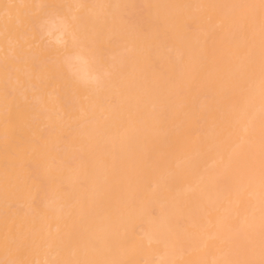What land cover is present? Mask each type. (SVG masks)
<instances>
[{
	"label": "bare ground",
	"instance_id": "1",
	"mask_svg": "<svg viewBox=\"0 0 264 264\" xmlns=\"http://www.w3.org/2000/svg\"><path fill=\"white\" fill-rule=\"evenodd\" d=\"M41 3L83 46L57 27L37 45ZM259 3L0 0V261L258 264L259 22L249 58L236 10L213 6Z\"/></svg>",
	"mask_w": 264,
	"mask_h": 264
},
{
	"label": "snow or ice",
	"instance_id": "2",
	"mask_svg": "<svg viewBox=\"0 0 264 264\" xmlns=\"http://www.w3.org/2000/svg\"><path fill=\"white\" fill-rule=\"evenodd\" d=\"M16 7L12 4L4 5V13L2 19L4 22L5 30L8 28L9 21L11 19V9ZM35 12L29 17L28 27L32 32V39L36 41L37 45L41 43L44 36H51L52 28L57 27L62 35L65 37L64 43L67 44L71 42L76 45L79 44L83 46V38L78 36L79 21L75 16L69 15L64 11L67 7L65 5H55L48 3L36 4ZM213 7L217 8H231L236 10L235 19L240 24L242 30H244L246 37L250 41L249 49L246 53V56L251 58L253 55L252 48L254 46V37H255V28L257 20L259 22V35H260V77H261V88L262 95H264V0H260V3L257 4H233V5H216ZM59 43V41H58ZM89 54L97 59L99 62V55L95 49L90 48ZM102 68V76L106 77L109 75L108 68ZM102 76L97 75L92 77V82L96 85L102 84ZM82 83L87 86L88 81L83 80ZM249 101L242 98L241 100V114H243L244 107L247 106ZM262 125L260 132V251L261 259L258 264H264V107H262ZM51 227V226H50ZM230 245L235 247L242 246V242L235 239H230L228 241ZM244 243H251V238H248ZM0 264H30L29 261L24 260H12V261H0ZM37 264H40L38 261ZM44 264H60V262H49L44 261ZM68 264V262H64ZM76 264H81V262H76ZM88 264V262H84ZM213 264H257V262L252 260H234V259H225L223 261H214Z\"/></svg>",
	"mask_w": 264,
	"mask_h": 264
}]
</instances>
